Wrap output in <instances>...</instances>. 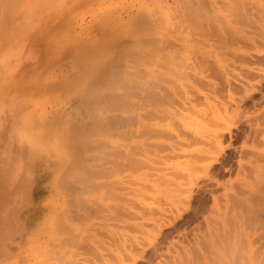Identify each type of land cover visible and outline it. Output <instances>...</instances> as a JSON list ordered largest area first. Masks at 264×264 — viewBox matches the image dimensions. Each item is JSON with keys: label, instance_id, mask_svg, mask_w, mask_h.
I'll use <instances>...</instances> for the list:
<instances>
[{"label": "rangeland", "instance_id": "1", "mask_svg": "<svg viewBox=\"0 0 264 264\" xmlns=\"http://www.w3.org/2000/svg\"><path fill=\"white\" fill-rule=\"evenodd\" d=\"M224 1L209 0L206 1L207 4L204 1V4L209 13L215 7H220L223 14L225 13ZM112 4L114 7L111 9L110 15L101 22L98 19L95 20L91 12L82 16L81 25L84 28L91 27L93 23L96 24L90 29L92 34L90 37H100V40L103 41H100L101 43L107 40V36L102 38L101 33L92 28L98 26L99 29L103 25L105 28L103 36L110 34L113 27L126 23L143 6L149 10L147 24L158 22L159 17L161 18V14L166 10H170L171 15L170 19H166V16V20L162 21L163 25L167 24L165 28H162L163 26L160 28V32L156 31L158 33L154 35L146 33L149 35V41L155 43L154 48V44L148 42L151 44L148 45L149 51L153 54V56L151 53L148 55V57L150 56L149 61L145 60V56L142 58L139 55H133V53L124 55L121 60H118L116 55L110 57L109 61L114 65L110 67H114V74L117 72L115 74L117 81H111L112 84L115 83L114 86L108 83L111 86L107 87L110 92L105 88L103 97H107L106 94L109 96L108 99H100L99 103H96L97 101L92 103L91 88L102 74V70L97 69V73L90 81L82 82L81 89L77 94H67L60 104L53 103V106H47L46 113L49 112L48 116L51 119L57 113L63 114L69 125H75L82 130L89 129L88 135H91L93 140L88 139L84 143L82 142L81 147L79 146L81 140L76 141L73 152L76 153L79 150L78 152L82 154L81 158L79 156L76 160V176H72L68 182H61L57 176L61 191L56 196H51L44 187L37 188L32 185L30 178L33 169L31 157H29L24 143L17 141L15 133L10 131L8 126L5 142L0 149L1 156L7 159V166L0 169V254L5 252L7 257L2 259L0 264H94L99 261L100 252L107 251L104 241L109 240L108 229H113L115 233L118 231L121 234L123 231L125 234L122 235L125 237L140 234L133 223L141 221L142 218L137 214L131 217L129 209L135 208L142 212L147 206V209L150 207L156 210L157 207L168 206L176 200L181 208L179 211H182L183 207L178 199L181 200L189 192L191 197L188 202L183 198L184 205L186 203L194 204L195 200L200 201L201 197L204 201L200 202H205L203 207L206 209L202 208L203 212H198L196 217H200L199 221L195 217L192 222H187L185 218L182 220V222H186L183 226L187 227H185L186 231L189 229V232L204 234L206 221L213 219V215H211L214 206L213 197L216 199L221 197L222 199H217V203L218 200L219 203H223L224 190L230 188V183L237 180V171L241 170L249 159L255 157L253 153H249L247 148L252 145V142H256V139H260L261 143H264V82L262 80L264 74V44H262L264 43V38H262L264 35V0H247V8L245 6L246 9L242 15H245V20L244 17H236L239 21L234 19L236 22L243 21L242 24L236 22L235 24L244 29L235 33L236 35L231 34L236 36L235 39L237 38L236 40L239 41V43L236 42V46L250 52L249 55L247 52H243L244 50L235 52L237 55L233 53L236 57H243H238V60L235 56H231L230 52H223L221 55L224 49L220 47L224 42L215 39L218 37L212 34V30L209 32L211 28H215L214 24H209H212L213 19L218 21L219 17L222 18L220 14L219 17L214 16L211 23L203 22L204 24L200 25L203 30H198L200 28H193V25H190L192 22L188 21L189 16L182 9L183 4L179 0H114ZM154 18L158 20L154 21ZM221 20L223 21V19ZM75 24L76 22L72 26L79 29L80 27ZM202 31L204 34L201 33ZM227 37L228 43L235 44L233 41L236 40L233 36L227 35ZM28 45L31 43L21 41V49L17 58L14 62L7 63L6 67L2 68L3 72L8 68L10 72L15 65H25V67L30 65L32 58L26 56L31 48ZM152 45L154 49L156 46L159 48L154 50L150 47ZM260 50L262 51L259 52ZM40 55H42L41 59H45L41 50ZM217 55L221 58L222 64L218 62ZM256 55L263 57V62L260 59L259 62L256 61ZM69 59V56H65L63 62ZM200 60L203 61L200 62ZM207 66H210L211 70ZM56 67L53 69L56 70L57 75L55 84H68L75 78L76 72L69 66V63L60 62ZM201 69L203 73L199 76ZM245 69L252 71L250 75L252 76L253 73V77L240 78L237 76L238 72H244ZM107 75L102 74L101 76ZM238 86L239 88H237ZM111 91L113 94H110ZM229 94L233 95V101L229 100ZM197 96L199 97L197 98ZM188 98L191 99L188 100ZM8 111L7 117L10 122L11 115L8 114L11 113L9 109ZM257 114L262 115L257 116ZM256 117L257 121H262L259 125L260 133L258 136L251 137L249 132L256 129ZM214 130L218 133L223 131V136L219 137L220 143L214 140ZM172 144L176 146L173 147ZM212 144L213 147L210 146ZM262 145L264 146V144ZM210 147L213 148L211 149L213 152L207 153L208 157L204 156L207 162L215 160V156L218 157V160L223 159L226 162V166L223 167L217 163V170L213 174H211L212 170L211 173L209 172L206 165L193 166L194 160L200 155L202 156L201 149ZM81 148L83 149L81 150ZM240 149H247V152H240ZM71 162L70 160L69 163L74 166L75 164ZM59 174L61 173H57V175ZM150 174L157 178L158 175H163L160 178L164 177V179L159 178L161 183L157 179L155 183L159 182V184L152 188V185L145 180ZM176 174H179V177H176ZM194 177H197V180ZM185 180L187 181L186 185ZM202 181L209 185L212 183L213 185L207 188H216V193H214L215 190L213 192L204 190V192L201 187ZM146 182L149 184L148 188ZM229 190L231 192V189ZM76 191L81 193L77 194ZM199 192L202 193V196L199 195ZM139 197L142 198V201L138 200ZM192 197L195 200L192 201ZM52 200L56 205L50 204ZM40 203V207L44 208L40 219L49 210H52L56 224L51 226L50 233H48L47 222L41 225L43 232L31 234L29 233L30 229L25 228V222L34 214L33 210ZM196 203V205L199 204ZM193 204L191 206H195ZM122 205L126 207L131 205V207L126 210ZM116 206L117 208L120 206L119 209L124 213L123 211L119 213ZM115 211L120 215L115 216ZM174 213L176 215V212ZM166 218L172 219L173 217L171 215L170 218L168 216ZM103 219L108 221L105 222ZM100 222L103 226L109 223L106 225L108 229L105 227L99 229L102 226ZM258 223L259 225L264 224L262 220V222L254 223L250 231L249 229L245 230L253 235L245 238L246 249L243 247L244 245L241 246L243 247L241 252L245 256L240 257L242 254H238L240 258L235 257L237 262L246 260V263L258 264V261H262L264 264V225L259 227ZM144 225L154 227L151 223L144 222ZM88 232L92 234H89L91 237L86 234ZM181 233L183 232L181 231ZM181 233L176 234V238H181ZM84 236L89 238L85 237V240ZM191 236L192 234L189 233V238ZM83 239L88 241V248H85L87 243L83 244L85 242ZM251 239H254L252 243H250ZM239 243L237 244H243ZM99 244L102 246L101 248ZM174 247L176 246L174 245ZM174 247L171 249L172 251ZM164 254L161 253L160 257L166 260L169 254L166 252ZM136 256L139 257V254ZM243 258L245 259L243 260ZM155 259L156 264L163 262L159 257ZM253 260L255 261L253 262ZM139 262L138 264H145L143 260H139Z\"/></svg>", "mask_w": 264, "mask_h": 264}, {"label": "bare ground", "instance_id": "2", "mask_svg": "<svg viewBox=\"0 0 264 264\" xmlns=\"http://www.w3.org/2000/svg\"><path fill=\"white\" fill-rule=\"evenodd\" d=\"M113 1L114 0H0V4H1L0 7L1 8V12H0V149L3 142H5L7 128L9 126L10 131L12 130L13 133H15L17 141L19 140L20 141L19 143L21 142L24 143V145L26 146L25 149H27V153H29V157H31V163L33 164V169L30 168L32 169L30 175L32 185L37 188L44 187L47 193H49L51 196L53 195L56 196L57 193L61 191V188H59L60 181L68 182V179H71L72 176H76L75 173V169L77 167L76 160H78L77 157L82 155L80 154V152H78L79 150H77L76 153L73 152V148L75 147L76 141L79 139L81 140V143H79V146L81 147L82 142L84 143V141L88 139L89 140L92 139H91V135H88L89 129L82 130L75 125H71V124L69 125L68 123H66L63 114L61 115L57 113L56 116L53 117V119H51L48 116L49 112L46 113L47 106L48 105L53 106L54 105L53 103L60 104L61 102H63V99H65L66 97L65 95L67 94H77L81 89L82 82L85 80L90 81L92 77L95 75V73H97L96 71L97 69L102 70L101 73L103 75H107V74L108 75L101 76L102 75L101 74L98 77L97 81L94 82V85L92 86L90 91L91 100H93L92 103H95L96 101H97L96 103H99L100 99L101 100L108 99L107 97L109 96L106 94L105 96L107 97H103L105 93L104 92L105 88H107L109 85L114 86L115 83L112 84L111 81L113 80L117 81V78L115 77L116 76L115 74L117 72H115L114 74L115 71V69L113 70L114 67H110V66H114L113 63H110L109 61L110 57L112 55H116L117 59L121 60L124 55L126 54L129 55L133 53V55L136 54L139 55L140 57L145 56L146 57L145 60L148 59L149 61L150 56L148 57V55L151 52L149 51L148 45H151L150 43H152L154 44V48H155V43L154 41L153 42L149 41L148 39L149 35H147L146 33L154 35L160 32L161 31L160 28L162 26H163L162 28H165L167 24L166 23L163 25L162 21L166 19H170L171 12L170 10H166L164 11L163 14H161V18L159 17L158 22L156 21L155 23L151 24L148 21L149 24H147L146 21L149 18V13H148L149 10L143 6L138 11V13L133 17L129 18L128 21H126V23H124L123 25H118L113 27L111 29L110 34H106L103 36L105 31L103 25L99 29L97 28L98 26L92 28V29H97L98 33L99 32L101 33L102 38H106L107 36V40H105L104 43H101L100 41L102 40H100V37H90L92 35L90 29L91 27H93L95 23H93L91 27L89 26L88 28H84L81 25L82 16H84V14H87L88 12H91L94 15V19L95 20L98 19V21L101 22L103 21L104 18L110 15L111 9L114 7L112 4ZM179 1L182 2L183 4L182 9L189 16L188 21L192 22L189 23L190 25H193V28H197V27L200 28V25L203 22H205L206 24L211 23L210 21L213 19L214 16H218V17L220 15L222 16V18L219 17L220 20L218 19V21L213 19L214 21L213 20L212 21L214 23L212 22V24L209 25L214 24L213 26H215V28L213 29L211 28L210 31L208 30L209 32H211L212 30V34L218 37L215 39L217 40L219 39L221 42H224L222 46L220 45L221 46L220 48L224 49V51L222 52L219 51L221 52V55L223 54V52L224 53L230 52L231 56H235L233 55V53L244 50L243 48L240 49L241 48L240 46H236V42L238 40H236L237 38L235 39L236 36L234 37V35L231 34H235L244 30L241 29V26H237L235 24L236 21L234 19L236 17L237 18L244 17L245 20V15L244 16L242 15L244 14L243 13L244 10L247 8V4H246L247 0H225L224 1L225 13L223 14L220 7H215V9L211 13H209L206 10V6L204 4V1L207 4L206 1L209 0H179ZM245 14H247V12H245ZM237 18L236 20L239 21V19ZM156 19L157 18H154V21ZM221 19H223V21ZM249 20L251 21L252 19ZM238 21L236 23L243 22V21L241 22ZM74 22H76L75 25H78L80 27L79 29H75L77 27L74 28L72 26ZM146 24L147 25L151 24V25L147 26ZM222 24L223 27H221ZM198 30H203V28L202 29L200 28ZM204 32L202 31L201 33L204 34ZM226 34L229 36H233V38L236 41L233 40L231 41H233L235 44H231L226 41L228 38ZM262 38H264V35H262ZM21 41L31 43V45H28L31 48L29 49V52L26 54V56L32 58L30 65H27V67H25V65L22 66L15 65L14 66L15 69L12 67L11 68L12 70L10 72H9V68L5 70V72H3L2 68H5L7 63L9 62L11 63V61L14 62V60L17 58L19 51L21 49ZM243 44L244 43H242V46H244ZM150 47L154 49L153 45ZM157 47L158 46H156V49L159 48ZM256 47L259 48L258 46ZM40 50L42 54H44L45 59H41L42 55H40ZM261 51L262 50H260L259 52ZM243 52H247V50H244ZM145 53L146 54L148 53L147 56ZM249 54L250 52H247V55ZM65 56H69L70 59L63 62V57ZM216 57L218 58L217 59L218 62L222 64L221 58L218 55ZM238 57L241 56H237L236 57L237 60ZM236 58L234 60H236ZM262 58L263 57L257 56L256 61H258L259 59L260 61H262ZM201 61L203 60H200V62ZM60 62L66 64L69 63V66L76 72L75 78L68 84L67 83L55 84V82L57 81V75H56V70L53 69H55V67L59 65ZM200 66L202 67V64H200ZM209 67L208 69H210ZM202 69L199 72V76H201L203 73ZM248 69L250 68L248 67ZM15 72H17V74H14ZM251 72L248 70L244 72H238L237 76H239L240 78H250L253 77V73L252 76L250 75ZM262 80L264 82V74ZM237 88H239V86ZM108 91L110 92V90ZM239 93L241 94L242 92L240 91ZM110 94H113L112 91ZM111 96L114 97L113 95ZM198 97L199 96H197V98ZM229 97H230L229 100L233 101L234 98L233 95L229 94ZM189 99L191 98H188V100ZM8 109L10 110L11 113L8 114L11 115L10 122L8 121V117H7ZM186 109L189 110L190 108H186ZM258 115H262V114H257V116ZM255 121H256L255 122L256 129H254V131L249 132L250 136L252 135L251 137L258 136V134L260 133L259 125L262 121L259 120L257 121V117ZM213 135H214V140H217V143H220L221 140L219 137L223 136V131L221 133H218L216 132V130H214ZM89 136L90 138H88ZM262 144L264 143L263 142L261 143L260 139H256V142H252V145L249 146V148H247L249 150V153H253L255 157L249 159L246 165L243 166L241 170L237 171V175H238L237 180L231 182L230 188L224 190L223 203L222 204L219 203L221 197L219 198L217 197V199H219L218 200L219 204L217 203V199L213 197L214 206L212 207V214H211L213 215V219L209 217L212 220L206 221V231L204 234L200 235L199 233L197 234L194 231L189 232V229L188 231H186L185 229L187 227L183 226L186 222H182V220H185L186 218L187 222L188 221L192 222L197 216L198 212L200 211L203 212L202 208L206 209L203 207V204L205 202L202 203L204 200L201 199V197H200V201L202 202H200L199 200H195L192 197V201L195 200L194 203L195 206H191L193 203H191V205L187 203L186 205H184L182 200L184 198L188 202V199H190L191 197L190 192L187 193L183 198H181V200L180 198L178 199L182 205L181 207H183L182 211H179L181 208L178 205V201L176 202V200L168 204V206L157 207L156 210L150 207H148L147 209V206H145L142 212L137 211L135 208L129 209L128 207H131V205L127 207L122 205L124 209L126 208L129 209L128 211L130 212L131 217L137 214L142 218V220L139 222L138 221L135 222L133 221L134 223L131 222L134 224L135 229L140 234H135L131 237H125L124 235H122L124 233L123 231L122 234L116 231L118 233L117 234L114 232L113 229H108L106 225L109 223L103 226L101 221L100 223L102 224V226H100L99 229H102L103 227L108 229L107 232L109 235V240H107L106 242L104 241V244L106 243L104 247L106 248L107 251L106 252L101 251L100 258H98L99 261L94 264H138L139 260L145 261V264H156L155 258L159 257L161 259L160 257L161 253L164 254L165 252L168 253L169 255L166 257V260L161 259L163 262L161 261L162 263L160 264H251V263H246L245 262L246 260H244L245 258H243L244 260L243 262L240 261L239 263L237 262L236 260L237 258L235 259V257H238L239 259L240 257L245 256L241 252L243 247L244 248L246 247V243L244 242V240L246 237L248 238V236H251V234L253 235V233H249L245 230L249 229L250 231L252 229V226L256 222H262V220L264 222V218H263L264 217V146ZM174 146L176 145H173V147ZM210 146L213 147V144ZM82 147H84V145H82ZM173 147H171V149ZM82 149L83 148H81V150ZM211 149L213 148L210 147V148L201 149L202 156L200 155L201 156L200 157L198 155L199 158L194 160L196 165L193 164V166L195 167L197 165L198 166L206 165L209 172L211 173L212 170L211 174H213V172L217 170L216 167L218 164H220L223 167L226 166V162H224L225 160L223 161V159L218 160L217 156H215V160L207 162L205 157H208V155L206 156L207 153L213 152V150ZM247 149L245 150L240 149V152H245V151L247 152ZM70 160L75 164L74 166L69 163ZM6 162L7 159L1 156V151H0V169L7 166ZM17 163L21 164L19 162ZM59 172L61 174L57 175V173ZM151 174L148 175L145 178V180H147V182H149L152 185L151 187L154 188L155 185L159 184V182L155 183L156 180L158 179V181H160L159 178L163 175H158L159 177L157 178ZM176 175H177L176 177H179V174ZM191 175L190 177L193 179ZM57 176L60 181H57L56 179ZM160 179L162 180L164 179V177ZM195 180H197V177L195 178ZM186 183L187 181L185 182V185ZM217 183L219 184V182ZM148 185L149 184L147 183V188ZM211 185L213 184L211 183ZM211 185H209V183L207 182L206 183L205 182L203 183V181L201 182V187L203 188V191L209 190L213 192L216 188L214 189L207 188L208 186ZM145 188L146 186L144 187V189ZM229 189H231V192ZM184 191H186V189ZM76 192L77 194L81 193L78 191ZM201 192H199L200 193L199 195L202 196L203 192L202 193ZM214 193H216V190ZM193 196L195 198V195ZM204 198L206 199V197ZM138 200L142 201V198L139 197ZM196 202H198L199 204L196 205L197 204ZM54 203H55L54 200L50 202V204L56 205V203L55 204ZM40 205L41 203L38 205V207H36L33 210L34 214L25 222L26 224L25 228H29L30 229L29 233L31 234L43 232L41 229V225L42 223H47V222L49 227L48 233H50V229L52 228L51 226H53L54 223L56 222V219L54 217L55 215L53 216L52 210L49 211L47 210L48 211L47 214L45 213L46 215L44 214L45 216L43 215L44 217L42 216L43 218L40 219L42 212L44 210V208L40 207ZM132 206L134 205L132 204ZM206 207L208 206L206 205ZM119 208L117 209L119 210L120 213V211L123 210ZM156 212L158 213L157 215ZM174 212H176V215ZM114 213L115 216L119 214L117 213V211H115ZM123 213L121 212V214ZM106 215L109 216L110 214L109 215L106 214ZM171 215L173 217L172 219L166 218V216L170 218ZM121 216L120 218L123 217ZM124 220L126 221V219H123V221ZM205 220L208 219L205 218ZM104 221L107 222L108 220H104ZM144 222L151 223L154 225V227L151 228L149 226H145ZM59 223L60 222H58V224ZM261 224L264 225L263 223ZM262 225H259L258 223L259 227L260 226L262 227ZM103 231L105 232V230ZM181 231L183 233H181ZM180 233L182 237L176 238V234H180ZM189 233L192 234L190 238H189ZM86 234H88L89 236V234L91 233L88 232ZM105 234L106 237H108L107 233ZM91 235L89 237H91ZM88 236H84V239L86 240ZM98 239L100 240L99 237ZM253 240L254 239H251L250 243H252ZM239 241L240 243L244 242L245 244L243 243L241 245H238L237 243H239ZM85 243H87L85 246L86 248L87 245H89V243L88 241L83 242V244ZM174 245L176 247H174ZM242 245L244 246L241 247ZM90 247L91 244L89 248ZM101 247L102 246H100V248ZM173 247L174 249L172 251L171 249ZM240 253L242 254V256L239 257L238 254ZM137 254H139V257L136 256ZM254 257L252 258L254 259ZM255 260H253V262ZM260 263L262 264V261L261 262L258 261V264Z\"/></svg>", "mask_w": 264, "mask_h": 264}, {"label": "crops", "instance_id": "3", "mask_svg": "<svg viewBox=\"0 0 264 264\" xmlns=\"http://www.w3.org/2000/svg\"><path fill=\"white\" fill-rule=\"evenodd\" d=\"M7 257V254L5 252L1 253L0 254V263H1V260L6 258Z\"/></svg>", "mask_w": 264, "mask_h": 264}]
</instances>
